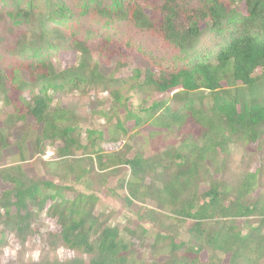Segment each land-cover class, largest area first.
<instances>
[{
    "label": "trees",
    "instance_id": "trees-1",
    "mask_svg": "<svg viewBox=\"0 0 264 264\" xmlns=\"http://www.w3.org/2000/svg\"><path fill=\"white\" fill-rule=\"evenodd\" d=\"M65 51L76 52L77 64L62 69ZM104 57L142 63L132 87L101 74ZM126 87L177 90L135 117L137 126L151 123L177 136L151 157L142 150L132 158L106 154L93 135L83 145L77 110L55 103L58 95L102 90L119 107ZM0 104L14 112L0 121V159L15 126L28 117L42 126L41 134L24 131L16 142L20 163L0 169V181L11 186L0 196V247L11 236L26 245L47 216L60 232L42 238L83 258L41 264H138L129 240L138 232L97 214L95 196L70 200L71 188L26 173L21 162L32 141L42 155L56 144L59 157L91 152L93 168L102 171L128 166L123 201H151L167 219L193 221L183 240L169 227L156 235L151 248L167 256L163 264H264V0H0Z\"/></svg>",
    "mask_w": 264,
    "mask_h": 264
},
{
    "label": "rangeland",
    "instance_id": "rangeland-1",
    "mask_svg": "<svg viewBox=\"0 0 264 264\" xmlns=\"http://www.w3.org/2000/svg\"><path fill=\"white\" fill-rule=\"evenodd\" d=\"M147 13H151L150 10H147ZM89 47L96 57L101 52L97 41L90 42ZM59 60L62 69L69 68L77 64V54L74 51H65L59 54ZM119 62L118 57L110 59L104 57L100 63L101 74L104 77L116 76L122 80H129L128 85L132 87L134 71L142 67V63L130 61L127 65H120ZM153 67L155 70H159L157 63H154ZM22 76L24 80H28L26 72H22ZM123 92L122 105L119 107L112 95L102 90L83 97L78 94L72 96L58 95L55 98V103L65 108L76 109L79 114L80 131L82 132L81 143L87 145L88 136L93 135L98 138L96 150L101 149L106 154L123 152L128 153V158H132L137 151L142 150L147 157H151L173 144L177 136L172 137L166 133L165 129L156 128L151 123L137 126L135 117L139 115L142 118L145 117L144 111L147 108H150L155 102L171 99L177 90L165 94H151L148 90L140 92L133 89L129 90V87H126ZM13 113L11 107L0 104L1 122H4ZM120 126L125 129V132H122ZM24 131H29L34 136V134H41L42 126L37 124L34 118L28 117L25 125H17L11 130L10 146L2 152L0 169L20 163L16 142L22 139ZM59 147L61 144L46 145L44 147L46 153L42 155L36 152L32 141H29L27 159L21 162L26 173L31 178H40L43 181H50L71 188V191L66 195L67 199L73 200L78 193L95 196L97 198V214H105V218L118 226L121 231L138 232L139 235L129 236V240L134 244L138 264L154 262L163 264L167 260L166 255L154 253L151 246L154 244V239L158 233H168V227L179 232V240L187 238V232L193 226V221L180 223L167 219V214L158 210L154 202L151 201H135L132 205L123 201L128 196L127 188L121 186L123 180L129 177L130 169L128 166L118 165L102 171L97 166L93 168L89 158L92 157L93 159L95 155L91 152L89 153L91 156L78 153L73 156L59 157L57 154ZM251 149L255 150L256 146L251 145ZM83 159L87 160L76 164L77 161ZM71 165L75 171L84 175L81 181H78L76 176L70 173L69 167ZM257 166L258 163H255L254 168ZM93 169L94 173H92ZM10 188L9 184L0 181V196ZM151 210L155 212H151ZM238 222L242 226L245 225L244 219ZM38 230V235L32 237L24 246L16 237H9L7 245L0 247V264H41L42 260L46 258L52 260L55 257L61 261L76 257L83 258L81 254L64 247L52 249L48 242L42 238V234L60 232V226L55 219L45 216ZM142 231L144 234L140 236ZM172 234L175 232L173 231ZM201 258L205 261L207 255L202 254Z\"/></svg>",
    "mask_w": 264,
    "mask_h": 264
}]
</instances>
